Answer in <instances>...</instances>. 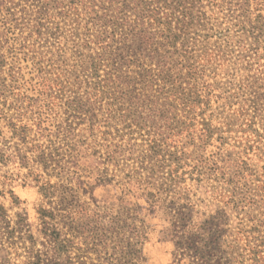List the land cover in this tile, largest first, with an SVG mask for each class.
Listing matches in <instances>:
<instances>
[{"label":"rangeland","instance_id":"1","mask_svg":"<svg viewBox=\"0 0 264 264\" xmlns=\"http://www.w3.org/2000/svg\"><path fill=\"white\" fill-rule=\"evenodd\" d=\"M44 1L13 0L9 10L0 14V31L3 32L0 54L5 60L0 78L7 79V83L11 71L18 73L19 82L25 87L37 80L41 55L25 52L23 47L25 37L37 24L38 11ZM70 1L49 0L50 12L59 15ZM180 1L193 12L188 19L174 21L173 26L180 34L177 48L188 56L194 55L184 64L195 62L200 73L206 74L201 86L206 85L205 91L209 94L206 116L210 118L212 133L203 152L189 144L187 152L194 156L192 164L202 154L208 167L213 164L223 169L230 167L231 170L226 171L228 177L237 173L241 178L235 177V180L239 182L234 186L221 177L211 180L209 170L204 169L205 173L191 178L187 175V181L181 185L191 186V190L185 198H180L166 190L162 173L154 174L151 163L123 156L108 158L106 150L96 146L93 138L87 140L85 131L81 130L88 124L87 116L71 138L66 136L65 128L53 137V143L63 148L66 160L71 153V145L66 142L77 143L71 160L78 165L71 164L70 170L62 172L49 167L45 175L74 188L73 193L69 192L72 196L63 201L70 205L81 204L95 216L102 215L110 230L108 238L102 245H93L96 223H90V217L73 213L72 216L79 218L76 224L69 226L63 222L62 211L55 209V218H47L49 232H59L62 239L71 240L68 250L57 255L55 242L45 234L37 212L42 202L38 188L31 181L24 184L28 168L19 167L13 161H0V205L4 208L0 210V264H28L26 260L33 264L37 255L43 259L41 264H119L121 253L115 239L127 220L134 221L135 226H141V220L146 224L144 230L148 239L143 245V259L138 264H264V32L253 28L263 26L264 20L257 24L253 14L254 18L246 20V25L240 24L243 12L235 5L237 0ZM59 25L65 31L61 41L67 43L66 50L61 53L59 63L44 64V71L49 76L60 71L65 79L79 78L87 82L85 58L73 47L68 19L61 18ZM50 31L55 32V29ZM44 38L46 45L45 40H36V36L30 41L36 46L44 45V53L51 56L50 51H57L55 44L60 40L55 36L45 35ZM70 114L63 107L58 124L64 125ZM0 128L3 132L0 150H7L9 154L14 150L13 141L6 122L1 119ZM195 134L200 144L199 132ZM98 139H101L100 134ZM185 140L191 143L190 139ZM141 149L142 146L137 147ZM71 171L74 175L77 171L75 176L83 180V189L76 179L70 182ZM9 188L14 195L4 194ZM60 200L56 196L55 205ZM183 223H189L194 233L192 248L191 240H181V246L172 240L173 237L179 240Z\"/></svg>","mask_w":264,"mask_h":264},{"label":"trees","instance_id":"2","mask_svg":"<svg viewBox=\"0 0 264 264\" xmlns=\"http://www.w3.org/2000/svg\"><path fill=\"white\" fill-rule=\"evenodd\" d=\"M10 2L13 0H0V14L9 10ZM235 5L243 12L238 21L240 24L246 25V20L250 21L253 14L255 22L262 24L264 0H237ZM50 11L49 0H45L38 11L37 24L25 37L23 47L25 52L41 55L37 80L25 87L14 71L9 74V83L0 78V119L8 126L14 148L9 154L1 149L0 161H13L19 167L28 168L23 181L24 184L31 181L38 188L42 202L37 212L42 218L45 234L55 242L57 255L68 250L71 240L62 239L59 232H49L47 218H55V209L62 211L63 222L69 226L76 224L79 218L72 216L73 213L90 217V223H96L92 234L95 246L102 245L110 231L102 215L95 216L81 204L70 205L63 201L72 196L73 187L45 175L49 167L62 172L70 170L71 164L78 165L77 161L71 160L77 143L66 142L71 145L66 160L63 148L53 143V137L65 128L66 136L71 138L87 116L88 124L81 129L87 140L93 138L96 146L106 150L108 158L123 156L151 163L154 174L162 173L166 190L180 198H185L191 190V186L181 185L187 181V175L191 178L205 173L204 169L209 170L211 180L221 177L227 184L236 186L239 181L235 177L240 179L241 176L233 173L228 177L226 171H230V167L223 169L215 164L208 167L202 154L192 164L194 156L187 152V144L203 152L212 137L210 118L206 116L209 94L205 91L207 86H201L206 74L200 73L195 62L184 64L194 55L179 51L180 34L173 26L175 19L185 20L192 15L191 7L180 0H71L59 15ZM61 18L68 19L73 47L85 58L83 65L89 73L87 82L79 78L75 81L65 79L60 71L53 76L44 71V64L59 63L61 53L66 50L67 43L61 41V37H65V31L59 25ZM256 27L264 32V24L253 28ZM53 28L55 32L50 31ZM45 35L60 40L55 44L57 51H50L51 56L44 53V45L36 46L30 41L36 36V40H45L46 45ZM168 47L171 49L167 50ZM4 66V56L0 54V71ZM29 90L35 93L32 95ZM63 107L66 113H72L64 125L57 122ZM197 132L200 144L196 142ZM2 133L0 128V144ZM99 134L101 139H98ZM139 146L143 149L137 150ZM70 175V182L76 179L83 189V180L75 176L77 171L75 175L71 171ZM8 192L14 195L12 189L5 190L4 194ZM56 196L61 198L57 205L54 202ZM0 210H4L2 205ZM141 223V226H135L134 221L127 220L121 225L115 239L121 253L119 264H138L143 259L142 249L148 236L144 230L145 221L141 220ZM190 226L189 223L180 225L179 240L172 238L176 245L181 246V240H191L192 248L194 233ZM7 239L10 241L11 237ZM42 261L41 255H37L33 264Z\"/></svg>","mask_w":264,"mask_h":264}]
</instances>
